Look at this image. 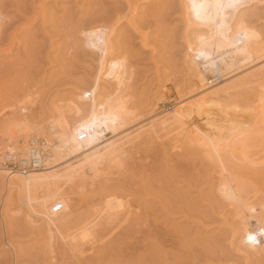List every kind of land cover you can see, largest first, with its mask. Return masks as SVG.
<instances>
[{"label":"rangeland","instance_id":"obj_1","mask_svg":"<svg viewBox=\"0 0 264 264\" xmlns=\"http://www.w3.org/2000/svg\"><path fill=\"white\" fill-rule=\"evenodd\" d=\"M135 1V6L131 8L125 0H0V21L2 19L1 22H4L0 26L3 27L2 31L0 30L3 32H0V162L5 155L12 156L8 153L11 145L6 140V129H14L16 126L18 136H23L25 131L33 129L29 134L32 137H27V144L19 141L16 146H11L25 148L23 153L29 150L31 140H45L53 146L57 136L54 125L61 117L59 113L71 119L67 106L76 103L82 92H89L94 86L99 71L100 53L89 46L90 42L84 37L87 31L101 27L113 29L109 60L116 59L127 63L131 83H128V87L123 91H119V94L115 91V84L102 77L98 85L97 99H102L107 94L110 98L113 97V100L117 96L119 99L123 97L121 100L125 102L129 116L125 119L127 123L123 131L114 136L106 134L103 139L105 144L69 158L53 169V173L65 175L85 157L105 150L107 144L123 145L120 149L122 152L113 161L96 166L93 172L83 177H73L74 179L67 181L65 179L66 182H63V179L59 191L51 195H54L55 199L62 198L66 203L59 230L64 231V235H72L76 231L72 236L77 238L86 236L87 246L83 244L81 247L83 255L78 254L77 258L61 237L57 238L50 233L43 217L33 215L16 196V189L8 188L12 185L13 179L10 178L13 175L4 170L3 173L0 169V264H79L80 259L82 264H264L263 256L262 260L260 256L250 254L253 250L251 252V249L247 250L248 248L241 244V233H238L240 225L237 224L240 216L235 215L238 213L236 208L231 206L227 196L223 197L225 195L222 194L220 186H217L220 182V178L216 177L219 176L218 169L207 161L203 153L200 154V150L192 149L185 137L191 134V126L195 125L200 126L203 133H207L209 129L205 120L208 114V117L215 120V128L223 130L224 140L221 138V141L225 142L239 134L254 141L261 129L264 131L262 126L260 132L251 130L255 116L250 112L251 107L259 103V99H263L264 106V77H261L264 74L258 75L256 79L244 78L249 72L252 73L253 69L261 68L259 65L264 66V59L250 64H236L220 75L204 74L202 65L200 67V62L197 61V67L201 70L197 69L204 74V78L211 77L215 80L214 84L205 86V82H200L195 74L197 69L191 66L192 54L189 52V47L195 46L197 34L205 29L202 30L200 26L196 29L192 18H188L191 14L187 17L184 15L180 0ZM188 5L190 6V0H187V7ZM189 9L188 13H191ZM242 12L248 27L254 29L264 45V0L251 1ZM186 18L191 20L190 23ZM205 32L206 30L203 33ZM250 80L252 81L249 82ZM213 92L217 93L216 96H212ZM206 94L210 96L205 103H200V98ZM180 103H183L181 111L187 118L181 139L164 137L161 135L163 132L154 133L152 127L157 128L156 124H160L172 108ZM257 146H251L257 152L248 147L244 152L246 156L242 154L245 158L240 155L239 161L231 158L237 161V165H233V161L232 164L228 162V165L231 164L228 169L233 168L232 172L229 171L232 175L237 174L236 169L240 172L244 169V173L248 172V175H241L245 177V182L249 181L246 182L247 185L244 184L246 188L248 183H251L249 186L254 183L253 185L260 186L258 189L263 192L264 180L259 177L264 176L257 177L252 174H255V171H252L254 168L264 163V148ZM42 149L50 151L47 144L42 146ZM246 151H249V154ZM177 152L179 155H176ZM19 157L21 156L15 154L12 159ZM49 162L46 160L45 166H48ZM261 169L256 171L261 172ZM52 171H49V174H52ZM251 171L252 176L249 175ZM16 176L14 175V178ZM255 176L258 179H254ZM250 178L256 180V183ZM244 185L242 183V186ZM255 187L251 186V189ZM258 189L257 193L253 191L255 196L250 190L248 192L253 195L247 194V191L244 194L248 195L246 197L249 200L256 198L260 191ZM151 193L153 195H150ZM45 197V193L39 194L40 200ZM51 198L50 201L54 199ZM254 200L251 199L249 203H257L258 207L257 201L261 199L255 200L256 202ZM100 205L101 207H98ZM106 205L110 207L109 210ZM255 205L251 206L258 210L261 205L264 207V202L259 208ZM114 212H119L118 216H114ZM120 212L123 217H119ZM108 217L110 219L107 220ZM115 221L118 222L112 226ZM78 225L83 227L77 229ZM79 244L77 245L80 247ZM65 246H69L68 249ZM62 252L65 254L61 255ZM81 257H85L86 261Z\"/></svg>","mask_w":264,"mask_h":264},{"label":"bare ground","instance_id":"obj_2","mask_svg":"<svg viewBox=\"0 0 264 264\" xmlns=\"http://www.w3.org/2000/svg\"><path fill=\"white\" fill-rule=\"evenodd\" d=\"M125 1L128 3L127 5L130 6L131 8L135 6V2H136L135 0H125ZM180 1H181L180 2V7L182 8V11H184V15L187 17L188 15L191 14L192 17L189 16L188 18H190V19L192 18V20L194 21V22L192 21V24L193 23H194L193 25L196 24L195 25L196 26V29L198 30L197 26H200V27H202V30L203 29L206 30L205 33H203L205 30H203L199 34H197V32H196L197 36H196V39H195L196 40L195 41V46L194 47H191V46L189 47V52H191V54H192L191 55L192 56L191 57V63H192L191 66H194L195 69L198 68L197 67V61H199L200 64H198V65L200 67L202 65V71L204 72V74H207V73H211V74H214L215 73V74H217L218 73V75H220L221 73L225 72V70L227 71L228 69L230 70V68L232 69V67L234 65H236V64H238V65L239 64H242V63H248V64H250V63L258 62V61H261V60L264 59V45L262 44V42L260 40V37L256 34V32L254 31V29L252 30V29H250L248 27L247 23L244 20L245 19V15L242 12L243 9L246 8L247 4H249L253 0H190V6L188 5L190 7V9H189V7H187V0H180ZM188 4H189V2H188ZM188 9L191 10V13H188V12H190V11H188ZM32 19L34 20V17ZM190 19L188 20L186 18V21H188V23H190L189 22V21H191ZM1 21H2V19H1ZM2 23L4 24V22H1L0 23V26H1ZM0 28H1L0 30L2 31L3 27H0ZM79 28H81V27H79ZM79 28H78V30H79ZM198 32H200V30ZM1 33H3V32H1ZM112 33H113V29H111V30L108 29L107 30V29L101 27V28L91 29V30L87 31L84 34V37H86V39H88V42H90V43L87 42L89 44V46L92 47L93 49L95 48V51H99V53H100V55H99L100 59L98 58V60H99L98 76L96 78V81H95L94 86L91 88V90L89 92H82V94L79 96L78 101L77 100L75 101L76 103H73L71 105L69 104V106H67L68 107L67 112L70 113L69 116L71 117V119L68 116H65V115L62 116V113L61 112L59 113L61 115V117L59 115L60 119L54 125L55 128H56V132H57V134H56L57 136L55 138L56 139V143L53 144V146H52L51 143L49 144L48 142H46L44 140L45 141L44 143H46L49 146V150H50L49 152H47V154H46V156L44 158V162L46 160H49L50 161L49 164H48V166H45L47 163H44L43 168H41L39 170H36V171H33V172H30L29 174L24 175V176H22V175L21 176H16V175H18V173H16V174L15 173L10 174V175H13V176H11L10 180L11 179H13V180H12V182L10 180H8V182L10 181L11 184H12V185L10 184L11 187L8 186V188H10V189L15 188L16 189V191H17L16 196L18 197V199L20 201H23V203L27 206V208L29 209V211L33 215L35 214V215H37V217L39 216L40 218L42 216L43 217V220L46 222V224H47V226H48V228L50 230V233H53V235H56V237L57 236L58 237H61L62 238L61 240H64L63 243H65L66 245H69L71 247L70 250L76 255V257H77L78 254H79L78 256H80V255H83L82 253H84L83 252V249H81V247L83 246V244H85V247L87 246L86 245L87 243H85L86 236L85 235H82V236H80V238H77L76 236H72L76 231L74 233H72V235L69 234V233H68V235H64V231L62 232V231L59 230L60 229L59 227L61 226V225H59L61 223L60 220H61V217H62V213L66 209V203L64 201H62V198H58L57 197L58 199L56 198L57 199L56 200L54 198V195L53 196H51V195L53 194V192H56L57 193L59 191L60 187H61V183L66 182L68 179H70V178L71 179H74L73 177H78L79 178L80 176L83 177V175H86L87 173L93 172V170L95 169L96 166H98L100 164L108 163L109 161H113L115 158H117L119 156L120 152H122V150H120V149H121V147H123V145H120V143H119V144H117L118 145L117 146V145H115L113 143L107 142L109 144L106 145L107 148L105 150L100 151V152L98 151V152H96L95 154H93L91 156L85 157V159H83V161L80 162L78 166H75V167L72 166L73 168H71V170L68 171L67 173H66V171H67L66 170L65 171V173H66L65 175L64 174L63 175H60V174L58 175L57 173L55 174V173H53L54 172L53 169H55L58 165H60L62 163H65L69 158L75 157V156L80 155V154H84V153H86L88 151H91V150L96 149L101 144H105V140H103V139L105 138V135L106 134H110V135L114 136L115 134H117L118 132H120L125 127V125L127 123L126 120L128 119L129 116H127V109H126L127 107L125 106V102L123 100H121V99H123V97L120 96L121 99H119V98H117L118 97L117 96V97H114L117 100L116 99L113 100L112 99L113 97L110 98V96L107 94L104 98L97 99L98 85H99V81H100L101 77H102V79H106L108 81L113 82L115 84V87H116L115 91H118L117 92L118 94L120 93L119 91H123L125 88H127L128 87L127 85H129L128 83H130L129 82V76H128L130 73L127 72V68H128V66L126 65L127 63L125 61L116 60V59L113 60V61H110L109 60V57H110L111 51H112V47H111V44H110V42H111L110 41L111 40L110 38H111V34ZM0 39H1V35H0ZM244 66H245V64H244ZM259 66H261V68L260 67L259 68L257 67L256 68L257 70L256 69H253L254 72L253 71H252V73L249 72L250 74L249 73H248L249 75L246 74L245 75V78L244 77L243 78L246 79V80H249L251 78H255L256 79V77H258V75L261 76L262 73L264 74V66L263 65H259ZM253 67H255V65ZM198 69H200V68H198ZM198 69H197V71L195 70L196 73L195 72L194 73L197 75V78H198V80L200 82H205L204 83L205 86L214 84L215 80L211 79V77H209V78L208 77L207 78L205 77L204 78V74H202V72L199 71ZM205 76H207V75H205ZM261 77H264V75L261 76ZM213 78H214V76H213ZM255 79H252V80H255ZM252 80H250L249 82H251ZM255 83H259V82H255ZM239 85L241 86V84H239ZM255 87H257V86H255ZM243 88H246V87H243ZM227 89H229V88H227ZM239 89H241V88H239ZM223 91H225V90H223ZM250 91H252V90H250ZM115 94H114V96H115ZM209 94L211 95L212 93H209ZM215 94H217V93H214L213 92L212 96H214ZM210 95H207L206 94L202 98H200V103L201 102L202 103H205L206 100H207V98ZM253 100H254V98H253ZM183 103H180L179 106H176L175 108L173 107L172 108V111L169 114H167L161 120L160 124L159 123L156 124L157 125L156 126L157 128L151 126L153 128V130H154V133H155V131L156 132H160V134H161V132H163V134H161V135H163L164 137H169V138H171L173 140L174 139L175 140H180L181 139V137H182V135L184 133L185 127H186V123L185 122L187 121L186 120L187 119L186 116L181 111L182 110ZM253 103H251V105ZM60 109H62V108H60ZM187 109H189V108H187ZM225 110H227V109H225ZM223 112H224V110H223ZM250 112H252V114L255 116V118H254L255 121L253 120V122H252L253 127H252L251 130L252 131L256 130V131H259L260 132V129H261L260 127L261 126L264 127L263 126L264 125V106H263V99H259V103L256 106L251 107V111ZM190 114H191V112H190ZM126 117H127V119H126ZM206 117H207L206 118L207 120H205L206 121V126L209 129V131L207 133H205V132L203 133L201 131L202 128H200V126L195 125V126H191V128L192 127L193 128H192L191 134H189V136H185L184 135L185 137H187V139L184 138V137L183 138L186 139L187 142H188V144L192 146V149L194 148V149L200 150V154L203 153L204 156H205V158L207 159V161H209V163H211L212 165H214L216 167V169H218L219 176H216V177L220 178V182H219V184L217 183L218 184L217 186H220L219 188L222 190V194L225 195L223 197H226L227 196L230 199L229 201H231L230 204L232 203L231 206L232 207L234 206L236 208V211L238 213H236V214L234 213V214L236 216H237V214H239L238 216H240L239 219H237L238 220L237 221V224L239 223L238 225H240V230L238 229L239 232L238 231L237 232L238 233H241V236H240V238H241V244H243L245 246L244 248H248L247 250H250L251 249V252L253 250L252 253L249 252L250 254H253L254 256H256V255L257 256H260V258L263 260V258H264V219H263L264 218V216H263L264 215V207L261 204H262V202H264L263 201L264 200V198H263L264 197V195H263L264 194V190H263V192H261L262 190L261 189H258V188H260V186L257 187L258 186L257 184H256V187H255V185H253L254 183H252V185H251L252 187H255L256 188V189L255 188L254 189L252 188L253 191L255 190L256 193H257V191H256L257 189H258V191L260 190L258 192L259 193L258 194L259 196L257 195L256 198L259 197V198H257V200L261 199L262 201L259 200L261 203L259 201H257L255 197H253V198L258 202V205L259 206L261 205V208H259V206L257 207V203L250 202L252 206H254V204H256L255 205L256 208H259L258 210H256L249 203V201L251 199H253L251 197H252V195H253L254 192L252 191L251 186H249V184H251V183H248V187L247 188L244 185V184L247 185L246 182H249V181H246L245 182V180H244V178L246 177L245 176L246 173H244V169H243V171L241 170L243 173L240 172L237 169L236 170L234 169L237 174H233L232 175V173L230 174V172H232L231 170L233 168L229 170L228 167H231V164H232V161L233 160L237 159V161H239L238 158L239 159L241 158L240 155H242L245 152V150L248 149V147L250 149L253 148V147H251L252 144L254 146H256V145L260 146L261 145L262 148H264V146H263L264 145V131H263V129H261L262 131L258 135H256L254 137L256 139V141H255V139H254V141H252V140H250V138L248 140L247 137H244V136L242 137V134H239L236 137H232V138L230 137L229 138V139H232V140H229L228 139L227 141L224 142V141H221L222 139L224 140V138H223L224 133L222 132L223 130H221V129L217 130L215 128V126H214L215 125L214 124V121L215 120L213 121V119H211V117H208V114H207ZM190 122H192V121H190ZM187 123H189V122H187ZM22 127H24V126H22ZM17 129H19V128L17 127ZM25 129H26V127H25ZM6 130H7V133H6V137L7 138H6V140L8 141V144L12 146V145L17 144L19 141H24L26 143L27 142V137L28 138H30L29 136L32 137V135H29V134L31 133V130H33V129H30V131H25L23 136H20V135L18 136L16 134V131H17L16 130V126H15L14 129L9 128V129H6ZM19 130H21V129H19ZM26 130H28V129H26ZM150 130L152 131V129H150ZM227 130L229 131V129H227ZM17 132H19V131H17ZM40 133H39V135H40ZM152 133H153V131H152ZM236 133H238V132H236ZM36 135H38V134L36 133ZM80 135H84V139L83 140H79V136ZM186 135H187V133H186ZM246 135H247V133H246ZM51 138H52V136H51ZM30 140L31 139H29V141ZM168 141H170V140H168ZM257 141H258V143H255ZM31 142L34 143V141H32V140H31ZM127 142H129V141H127ZM171 143H172V141H171ZM182 144H184V142ZM11 146L8 148V151L9 152L8 151L7 152L10 155H12V156L16 154L18 156L20 155L21 157H23V156H25L29 152V150H28L26 153H23V152L26 151L25 148L19 149L18 147H15L16 145L13 146V147H11ZM181 147H182V145H181ZM262 148H260V149L262 150ZM182 149H183V147H182ZM187 149H190V148H187ZM250 149H249V151H250ZM253 150H256V149L253 148L252 151ZM261 150H260V152H261ZM248 152L246 151V153H248ZM256 152H257V150H256ZM176 155H179L178 152L176 153ZM236 155L237 156L239 155V156L236 157ZM243 155H245V153ZM12 156H10V157L12 158ZM248 156H250V155H247V157ZM231 158H233V160ZM243 158H245V157L243 156ZM250 158H251V156H250ZM229 160H231V161H229ZM237 161H233V165H234L235 162L237 163ZM228 162H231V164L228 165ZM247 164H249V163H247ZM242 165H244V164H242ZM263 165H264V163L261 164V165H259L258 167L255 166L256 168H254V170H252V171H255V174L252 173V171H251L249 175L252 176L251 175V173H252L253 175H256L257 177L258 176H262V175L264 176ZM239 166L241 167L240 164H239ZM233 167H237V166H233ZM260 167H262L263 170ZM0 169H2L1 171H3V168L0 167ZM259 169H261V172H263V174L260 171H256V170H259ZM4 171H3V173H5ZM49 171L50 172L52 171V174H49ZM238 172H239L240 179L238 177ZM216 173H217V170H216L215 174ZM233 173H234V171H233ZM241 174L244 175L245 177L242 176ZM7 175L10 177L9 174H7ZM14 175L16 176L15 178H14ZM246 175H248V172H247ZM255 177H253V178L254 179H258L257 177L256 178ZM259 178L260 179L262 178L264 180L263 177H259ZM63 179H64V181H63ZM65 179H66V181H65ZM247 179L249 180V177ZM250 179H252V178H250ZM254 179H252V180H254ZM240 181L241 182L243 181L242 183L245 186L246 190H245L244 186H242V183ZM255 181L256 180H254V182ZM247 189H249L253 193L248 192L249 190L247 191ZM221 190L219 192L220 195H221ZM245 192L247 194H249V193L252 194L251 197H249V198H251L250 200L246 197L248 195L247 194H244ZM41 193H45L46 194V197L43 198V199L41 198V200H40L39 199V194H41ZM153 193H151L150 195H153ZM14 194H15V191H14ZM260 195H263V196H260ZM253 196H255V193H254ZM51 197H53L54 198L53 200H55V201H53V200H52L53 202L50 201L49 199ZM54 202L59 203V204L62 205V210H61V212L58 213V215L57 214H53L51 212V209H52V206L51 205ZM168 204L169 203H167V205ZM228 206H229V204H228ZM98 207H101V205L98 206ZM106 207H105L106 209H108V210L110 209V207H108L107 205H106ZM105 208H103L104 212L106 211ZM235 208L233 209V211L235 210ZM108 210H107V212H108ZM147 211H148V209H147ZM107 212L105 213V215L107 214ZM144 212H142V213H144ZM148 212H150V210ZM91 213H92V211H91ZM109 213L110 212H108V214ZM118 213L116 212L114 216H118L117 215ZM120 214L122 216H120ZM120 214H119V217H123V214L121 212H120ZM154 214H155V212H154ZM97 215L98 214H96V216ZM148 215H149V213H148ZM136 216H137V214H136ZM139 216H141V215H139ZM93 218H92V220H93ZM108 219H110V217H108L107 220ZM119 219H118V221H119ZM141 220H143V219L141 218ZM141 220H139V221H141ZM118 221H115L114 225H112V226H115L116 225V222H118ZM32 222H34V221H32ZM86 222L87 221H85V223ZM82 223L83 222H81V224ZM100 225H101V223H100ZM123 226H125V225H123ZM129 226H130V224H129ZM80 227L78 225V228L77 229H80ZM99 228L101 229L100 226H99ZM102 228H104V225H102ZM111 228H109V229L111 230ZM69 229L70 228H68V230ZM73 229H75V228H73ZM135 229H137V228H135ZM135 229H134V231H135ZM157 229H159V228H157ZM107 230H108V228H107ZM127 230H129V229H127ZM124 231H125V229H124ZM129 231H128V233H129ZM131 231H133V230H131ZM101 232H102V230H101ZM152 232H153V230H152ZM148 234H150V233H148ZM95 235H93V236H95ZM168 235H170V234H168ZM100 237L101 236H99V238ZM154 237H155V235H154ZM154 237H153V239H154ZM159 237H160V235H159ZM161 239H159V242H160ZM141 240H142V238H141ZM90 241H91V239H90ZM125 241H127V240H125ZM171 241H173V240H171ZM139 242L140 241H138V243ZM237 243H238V241H237ZM77 244H79L80 247ZM118 244H120V243H118ZM144 246H145V244H144ZM68 247H66V249H68ZM106 247L104 246V248H106ZM87 248H89V247H87ZM148 248L151 249L150 247H148ZM66 249H64V250H66ZM55 250L57 251V249H55ZM111 250H113V249H111ZM111 250H109L110 253L112 252ZM143 251H145V250H143ZM59 252H60V250H59ZM72 252H70V253L72 254ZM107 252H108V249H107ZM63 253L64 252H62L61 255H63ZM74 254H72V255H74ZM98 254H99V252H98ZM116 254L117 253H115V255ZM123 254H125V251H124ZM112 256H114V253H113ZM129 256L131 258V255H129ZM261 256H263V258ZM100 257H101V255H100ZM119 257H120V255H119ZM137 257H138V255H137ZM96 258L98 259V257H96ZM251 258H252V256H251ZM93 259H95V258H93ZM126 259H128V258H126ZM74 260L75 259H73V261ZM82 260L83 261H86L85 260V257H83ZM257 260H260V259H257ZM66 261H67V259H66ZM80 262L82 264L81 259H80ZM80 262H79V264H80ZM86 263L84 262V264H86Z\"/></svg>","mask_w":264,"mask_h":264},{"label":"built area","instance_id":"obj_3","mask_svg":"<svg viewBox=\"0 0 264 264\" xmlns=\"http://www.w3.org/2000/svg\"><path fill=\"white\" fill-rule=\"evenodd\" d=\"M84 135L79 136V140H83ZM45 141L36 140L34 143L30 142L29 152L18 159L14 160L10 156L5 155L4 159L0 162V167L3 168L9 174L18 173L22 176L29 174L30 172L39 170L43 168L44 158L47 154V151L42 149L46 143ZM62 210V205L59 203H55L52 206L51 212L53 214H58Z\"/></svg>","mask_w":264,"mask_h":264}]
</instances>
